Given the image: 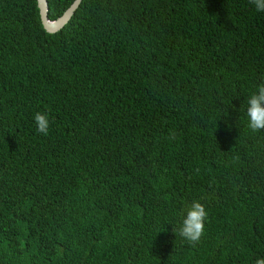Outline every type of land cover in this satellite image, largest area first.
Masks as SVG:
<instances>
[{
    "label": "trees",
    "instance_id": "16d2710c",
    "mask_svg": "<svg viewBox=\"0 0 264 264\" xmlns=\"http://www.w3.org/2000/svg\"><path fill=\"white\" fill-rule=\"evenodd\" d=\"M261 83L251 0H82L54 34L37 0H0V264H255ZM193 200L195 245L173 232Z\"/></svg>",
    "mask_w": 264,
    "mask_h": 264
},
{
    "label": "clouds",
    "instance_id": "9594fccd",
    "mask_svg": "<svg viewBox=\"0 0 264 264\" xmlns=\"http://www.w3.org/2000/svg\"><path fill=\"white\" fill-rule=\"evenodd\" d=\"M256 11L264 12V0H251ZM245 115L248 121L247 127L252 132L264 131V83L257 85L256 92L252 93L246 100ZM36 129L39 133L47 135L50 128V121L47 113L37 112L34 115ZM181 224L173 232L190 244H197L205 232V221L208 212L203 203L193 200L184 209ZM255 264H264V257H257Z\"/></svg>",
    "mask_w": 264,
    "mask_h": 264
},
{
    "label": "water",
    "instance_id": "95a60500",
    "mask_svg": "<svg viewBox=\"0 0 264 264\" xmlns=\"http://www.w3.org/2000/svg\"><path fill=\"white\" fill-rule=\"evenodd\" d=\"M81 2L82 0H74L73 3L62 14V16H60L55 21H50L47 16V0H37V7L43 29L49 34H54L60 31L73 17Z\"/></svg>",
    "mask_w": 264,
    "mask_h": 264
}]
</instances>
